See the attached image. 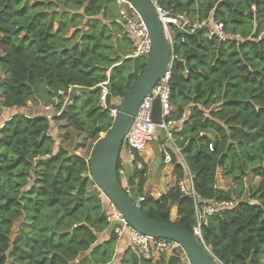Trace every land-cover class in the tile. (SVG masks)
<instances>
[{"label": "trees", "instance_id": "trees-1", "mask_svg": "<svg viewBox=\"0 0 264 264\" xmlns=\"http://www.w3.org/2000/svg\"><path fill=\"white\" fill-rule=\"evenodd\" d=\"M157 1L192 21L213 14L227 37L205 28L172 32L168 120L180 127L172 136L183 160L170 150L175 183L160 198L143 191L145 164L129 175V183L139 180V208L193 234V197L178 185L186 164L201 204L233 202L207 217L199 239L221 264H263L264 0ZM110 2L0 0V115L10 113L0 119V264H106L115 253V234L96 242L109 224L89 173L93 144L80 154L49 133L65 121L95 143L113 122L99 102V83L109 81L106 105L117 106L111 99L144 68L145 56H129L132 46ZM73 86L91 90L59 104L51 118L43 109L29 112V101L49 103ZM219 170L232 187L219 188ZM119 263L183 264L177 254L143 258L131 248Z\"/></svg>", "mask_w": 264, "mask_h": 264}, {"label": "built area", "instance_id": "built-area-1", "mask_svg": "<svg viewBox=\"0 0 264 264\" xmlns=\"http://www.w3.org/2000/svg\"><path fill=\"white\" fill-rule=\"evenodd\" d=\"M151 2L155 8L161 24L163 25L164 33L170 41L172 40V32L174 31V29H180L185 32H194L197 29L205 28L209 35H215L221 39H225L227 37V34L225 33L223 28V23L217 20L213 16V14H209L207 18L201 21H192L184 14H173L170 10L164 8L157 0H151ZM115 3L118 6V21L122 24L121 34L130 42L132 46L129 56H148L151 52V38L140 14L129 0H115ZM171 63L166 67L162 76L158 79L155 85L143 97L140 105L138 106L137 112L134 115L131 127L126 133L122 143L120 154L123 153L126 156L127 160L131 163L133 170H136L137 172L141 171L144 167L141 153L146 149L149 141L153 140L155 136L159 137L160 128H164L165 130H167L169 126H174V122L172 120H168L172 111L169 86V79L171 76ZM106 83L107 81L99 83L101 89L99 102L103 107H106L109 110L114 119L117 115L118 109L117 106L107 107L106 105V98L108 94ZM70 88H68L67 90H59L51 97V101L49 103H43L42 109L45 111V115L48 118L59 114L58 111L53 112L55 107H57L59 104L64 105L68 102ZM59 98H62V100H59ZM156 98H158L160 101L162 118V122L160 124L153 122L151 118L152 106ZM179 129V126L174 127V130ZM173 131H167V139L170 143L172 151H174L178 159L182 161L183 157L181 155L180 148L175 144L172 136ZM163 162L167 164L172 162V156L169 150L164 151ZM185 171L191 178L189 169L186 164ZM117 173L119 179L125 176L124 168L119 167L117 169ZM187 180H189V178L180 180L178 182V185L183 193L190 194L193 197L196 220L192 227V232L196 237L200 238L201 226L203 224H206L207 217L213 214L215 211L223 209V207L232 205L233 202L214 200L213 202L208 204H201L198 200V195L193 189V186L190 185V182ZM132 181V184L127 181L120 183L121 185L123 184L122 187L126 194L133 200L136 205L139 206L140 201L143 200V195L136 192L139 180L135 176L132 178ZM96 189L98 198L100 199V202L105 210L106 221L108 222V224L112 220L117 219L123 222L124 225H127L123 215L110 201L107 195L97 186ZM129 228L131 247L139 256L143 258H150L153 255L159 253H166L169 251L172 252L174 249H179L180 251L181 249L177 243L171 240L164 238H155L138 232L131 227ZM122 231V227L115 226L113 229V234H115L117 236V239H119ZM179 253L181 254L183 252Z\"/></svg>", "mask_w": 264, "mask_h": 264}, {"label": "water", "instance_id": "water-1", "mask_svg": "<svg viewBox=\"0 0 264 264\" xmlns=\"http://www.w3.org/2000/svg\"><path fill=\"white\" fill-rule=\"evenodd\" d=\"M140 14L151 38V52L144 61V68L127 92L117 104V115L110 128L94 143L88 157L89 173L94 184L100 188L123 215L127 225L114 219L105 230V237L113 234L115 226L123 228L120 238L116 242V251L124 253L131 248L130 228L152 236L164 238L177 243L186 254L190 264H221L205 243L191 232L184 230L174 223L156 222L147 218L133 200L124 191L117 173V162L120 156L124 137L131 127L143 97L162 76L166 67L172 62V43L164 33L155 8L151 0H129ZM108 93L111 84L106 83ZM91 88L73 86L69 90L68 101L72 102L78 94L89 92ZM152 121L160 124V101L153 102ZM174 126L167 130L159 129L162 142L167 141V131L172 132ZM160 159L158 163H160Z\"/></svg>", "mask_w": 264, "mask_h": 264}, {"label": "crops", "instance_id": "crops-1", "mask_svg": "<svg viewBox=\"0 0 264 264\" xmlns=\"http://www.w3.org/2000/svg\"><path fill=\"white\" fill-rule=\"evenodd\" d=\"M117 20V19H116ZM119 100H120V98L119 97H113L112 99H111V103H113V105L115 104H117V103H119ZM42 106H43V103L41 104ZM42 106H41V108L40 107H38V106H36V103L34 104V102H32V101H29L28 102V107L30 108L29 109V112L30 113H34V114H37V113H40L41 112V109H42ZM26 110V109H25ZM5 112V111H4ZM3 112V113H4ZM7 112H9V111H7ZM8 118V117H7ZM7 118H4V120H7ZM2 120V119H1ZM3 120V121H4ZM1 124H2V122H1ZM1 124H0V126H1ZM176 125V124H175ZM49 133L50 134H52V135H54V137H57V130H56V126L53 124L52 126H51V129H50V131H49ZM154 143H155V146L157 147V149H158V151H159V155H160V158H157L156 159V157H155V149L154 148H152V147H146V149L141 153V158H142V160H143V163L145 164V167H146V171H148V165L150 164H152V163H154V171H156V172H158L159 171V169L161 168V167H167V166H172V167H174L173 166V164L172 163H164L163 162V154H164V151L165 150H169V152H170V150H172V148L170 147V143H169V141L167 140V141H165V142H162L161 140H160V137H157V136H155L154 138ZM167 145V146H166ZM119 158L121 159V162H122V166L121 167H123L124 168V170H125V176H123L122 178H120V182L121 183H123L124 181H127V182H129V180H128V177H129V175H132L133 174V167H132V165H131V163L127 160V158H126V156L123 154V153H121L120 154V156H119ZM161 160L160 161V163H158V160ZM174 169V168H173ZM147 172H146V181H145V183H144V186H143V191L145 192V193H149V194H151L154 198H160L161 196H162V194L168 189V188H170V187H172L173 185H174V183H175V179H174V182H171L170 180V178L169 177H171V176H169L168 178H166L167 179V181L165 180V178H163V179H161V178H159V180H157V181H154L151 185H149V187H146V184H147V181H148V179H147ZM160 177V176H159ZM175 177V176H174ZM218 177L220 178V180H223V178H222V176H221V172H220V170L218 171ZM189 178V180H187V181H189L190 182V185H192V181H191V178L187 175L186 176V179H188ZM188 182V183H189ZM123 185V184H122ZM230 187H232V183H231V185L230 186H226V187H224L223 185L221 186V185H219V188H221V189H228V188H230ZM172 214H174V218L172 219V217H171V215ZM170 218H171V220H173V221H176V220H178V216L176 215V205H174V204H172L171 206H170ZM106 230V229H105ZM105 230L104 231H102V232H100V233H98V236H97V243H100V242H102L103 240H105L106 239V237H105ZM131 249L136 253V251L131 247ZM115 251H116V248H115ZM115 254V253H114ZM85 255H88V252H86V253H84V254H82V256L81 257H83V256H85ZM136 255H138L137 253H136ZM120 256L121 255H119L118 256V258H116L114 255H113V257H112V259L108 262V263H112V261L114 262V263H117V264H120L119 263V260H120ZM139 256V255H138ZM154 256V255H153ZM152 256V257H153ZM97 264H100V263H97ZM107 264V263H106Z\"/></svg>", "mask_w": 264, "mask_h": 264}, {"label": "rangeland", "instance_id": "rangeland-1", "mask_svg": "<svg viewBox=\"0 0 264 264\" xmlns=\"http://www.w3.org/2000/svg\"><path fill=\"white\" fill-rule=\"evenodd\" d=\"M110 5L112 6V9H113V12L115 13L116 19L119 20V16L117 14L118 6L116 5L115 0H111ZM147 57L148 56H145L144 58L146 59ZM2 79H3V72L0 69V80H2ZM59 100H62V98H59ZM41 104L42 103L37 102L36 106L40 107V106H42ZM53 112H57V111L54 109ZM9 114H10L9 112L5 111L4 113H2L0 115V119L7 118L9 116ZM55 126H56V129H58V134H57L58 141H60V143L63 146H65L69 149L75 150L78 153L83 154V153L88 152L87 150L92 146V144L94 145V142L92 141V139L87 137L84 132L74 130L73 127L65 121L55 122ZM102 135H103V133H100V136H102ZM148 146L155 149L156 159L160 158L159 151H158V149L154 143V139L149 141V143L147 144L146 147H148ZM173 168L174 167H172V166L161 167L159 169V171L156 172V171H154V163H152L151 165L149 164L148 165V171H147L148 181H147L146 187H149V185H151L154 181L159 180V178H161V179L165 178V180L167 181L166 178H168L169 176H171V177H169L171 179L170 181L174 182L175 172H174ZM217 181H218V186L223 185L224 187H226L227 185L230 186L232 183L229 179L226 180L225 178H223V180H220L219 177H218ZM257 181H258V178H255L252 180V183H257ZM232 185H233V183H232ZM171 217L173 219L174 214H172ZM162 254H165L166 256H171L173 254H177L180 256V259H181L183 264H190L189 260L187 259V256H185L183 253H181V254L179 253V249H174L172 252L169 251L166 253L155 254L153 257H154V259H156L159 256H161ZM119 255H121V253L115 251L114 256L116 258H118ZM117 263H114L112 261L111 264H117ZM263 264H264V257H263Z\"/></svg>", "mask_w": 264, "mask_h": 264}]
</instances>
